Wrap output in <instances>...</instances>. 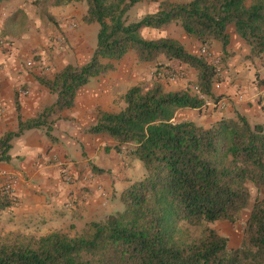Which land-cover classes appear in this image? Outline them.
Instances as JSON below:
<instances>
[{"label": "trees", "instance_id": "obj_1", "mask_svg": "<svg viewBox=\"0 0 264 264\" xmlns=\"http://www.w3.org/2000/svg\"><path fill=\"white\" fill-rule=\"evenodd\" d=\"M141 1H54L57 6L85 3L84 22L99 25L95 50L84 64L69 63L52 78H38L56 100L25 120L17 104L18 130L0 136V160L8 159L12 140L26 130L44 127L51 136L53 123L74 106L78 91L92 77L115 69V62L130 50L139 62H157L164 56L192 67L198 91L191 86L166 90L159 82L148 89L136 85L127 91L122 110L101 112L88 133L115 138L118 151L132 144V154L145 169V176L121 193L123 210L75 234L8 231L0 235V264H264V122L252 123L238 111L209 126L177 121L180 109L202 108L208 99L217 100V66L178 38L142 34L144 28L178 23L188 37L204 45L220 41L227 56L233 27L250 47L251 57H260L264 0H165L156 12L129 21L130 10ZM253 188L258 196L241 244L229 248L227 237L208 224L236 222L250 207ZM9 205L0 193V210Z\"/></svg>", "mask_w": 264, "mask_h": 264}, {"label": "crops", "instance_id": "obj_2", "mask_svg": "<svg viewBox=\"0 0 264 264\" xmlns=\"http://www.w3.org/2000/svg\"><path fill=\"white\" fill-rule=\"evenodd\" d=\"M35 13L25 0L0 3V38L7 41L0 46V100L5 110L0 118V136L18 130L17 104L22 107L25 120L55 102L56 96L38 78H52L67 64L75 63V57L80 60V54L87 61L95 50V28L84 22L85 7L80 2L49 7L50 19L55 23L62 21L61 29L55 26L53 41L45 33L34 34ZM21 16L31 30L27 33L24 25L21 31L17 30L18 36L13 26L21 24ZM145 29L151 28L142 31ZM229 32L228 56L213 87L217 100L208 99L202 108L180 109L175 117L177 121L191 120L209 126L238 111L252 123L264 122V54L251 57L250 47L234 28ZM61 35L66 45L60 50L57 42ZM184 44L189 51L197 53L191 42ZM208 48L216 58L224 55L220 41L212 40ZM28 60H33L35 65L29 67ZM167 66L188 67L164 56L155 63H141L130 50L115 62V69L92 77L78 91L74 106L63 111L53 123L51 136L43 127L15 137L8 159L0 160V167L19 175V201L0 210V231L36 235L54 230L76 233L93 221L122 211L121 193L145 176L143 163L132 154V144H124L118 151L119 142L115 138L88 133V128L96 123L101 112L122 110L126 106L125 95L133 86L148 89L156 81L166 90L194 86L195 73L180 82L154 77L156 69L166 70ZM19 87L28 89L29 93L20 95ZM221 99L227 100L223 107L217 103Z\"/></svg>", "mask_w": 264, "mask_h": 264}, {"label": "rangeland", "instance_id": "obj_3", "mask_svg": "<svg viewBox=\"0 0 264 264\" xmlns=\"http://www.w3.org/2000/svg\"><path fill=\"white\" fill-rule=\"evenodd\" d=\"M54 1L55 0H25V2L28 3V7L29 6L33 7V13L36 12L35 13L36 20L34 22L35 23L34 24V32H36V33H34V34H37L38 32L39 33H45V34H47L49 36V38H51V36L52 37L54 36L53 35L54 31H56L55 26H57V27H59V29H61L60 26H59V23H62V21L61 22L59 21V22L55 23L54 21H52L50 19L51 15L48 13V9H49V7L51 5H54ZM162 1H165V0H143L140 3H137L130 10V12L128 14L129 21H135V20H138L139 18H141L143 15H146L148 13L156 12L159 9L160 2H162ZM169 1H173V2H188L190 0H169ZM250 2H252V0L248 1V3H250ZM80 4H82L85 7V10H86L85 3L80 2ZM20 18H21V24L19 22V24L16 27L13 26V30H14L13 32L16 33L18 36L20 34H19V32L17 30L21 31V29L24 28V25H27V29H26L27 33H29L30 30H31V27L28 26L27 20L24 19L23 16H21ZM37 19H38V21H37ZM92 24L94 25V28H95L94 41H95V44H96L97 43V33H98L99 25L97 23H92ZM92 24H89V25H92ZM32 28H33V26H32ZM232 28L233 27L229 28V30H231ZM88 33H89V36H90L91 30L88 31ZM63 34H65V33H63ZM142 34L146 38L174 37V38L180 39L183 42L184 41L189 42V45H190V42H191L193 48L199 54H201L202 48H203V46H205L199 40H197L195 38L188 37L185 34L183 28L178 23H173V24H171L169 26H166V27H163V28H160V29H155V28L145 29L144 31H142ZM53 38H51L52 40H50V41H53L54 40ZM13 40L16 41V39H14V38H13ZM90 42H91V39H90ZM57 44L61 46V47L58 46V48L60 50L62 49V47H64V45H66L65 42H63V41L61 42V41H59V39H58ZM208 44H207V46H208ZM132 51H134V50H132ZM227 56L220 55V56H218V58H219L218 59L211 52L210 58H208V57L207 58L215 66H217L218 68H221L222 65H224V63H225V59H226ZM83 59H84L83 56L80 54V60H76V57H75V59H74L75 63L74 64H84L87 61H89V60L84 61ZM149 63H155V62H149ZM22 65L26 69L25 63H23V61H22ZM180 65H183V64H180ZM158 66H160V65H158ZM162 66H166V65L164 64ZM158 70L159 69L155 70V75H154L155 78H157V79L161 78V79H165L167 81L170 80L169 74H165L164 76L161 77L160 75H158L156 73V71H158ZM167 70H169V72L175 70L176 74L178 75V81L179 82L180 81H184L188 77L190 78L191 75L194 74V73L196 74V71L190 66H188L185 69H180L177 66L176 67L167 66ZM26 71H27V69H26ZM45 77H47V76H45ZM157 82L158 81L154 82L153 85L155 83H157ZM192 86L193 85L191 84V87ZM50 93L53 94L51 91H50ZM21 109H22V107H20V109H19L20 115L22 116V118H24V115L22 114ZM38 114H39V112H38ZM143 168H144V166H143ZM144 171H145V169H144ZM257 196H258V191H257V189L253 188L251 190L250 207L248 209H246V210L241 212V214H240V216H239V218H238V220L236 222L231 223L229 221L221 220V221H217V222L208 224L210 227L216 229L221 235H224V236L227 237L229 248H236V247L240 246L241 241H242L243 229H244V226H245V222H246L247 218L249 217L250 208H251V206H252V204H253V202H254V200L256 199ZM6 232H3V229H2V231H0V235H3ZM191 232L193 234H197L198 230L191 229ZM69 233L70 234H75L72 231H70Z\"/></svg>", "mask_w": 264, "mask_h": 264}, {"label": "built area", "instance_id": "obj_4", "mask_svg": "<svg viewBox=\"0 0 264 264\" xmlns=\"http://www.w3.org/2000/svg\"><path fill=\"white\" fill-rule=\"evenodd\" d=\"M73 25L75 26L76 24H73ZM58 39H59V41L64 42L62 35L59 36ZM5 43H7V41L4 38H0V46L4 45ZM201 54L210 58L211 52H210V49L208 48L207 45L203 46ZM27 65L29 67H33L35 65V62L33 60H28ZM217 69L219 71L218 67H217ZM156 73L158 75H160L161 77L164 76L165 74H169L170 80L172 82H178V75L176 74L175 70L169 72V70H167V69L166 70L161 69V70L156 71ZM192 88L195 92L198 91L197 87L192 86ZM17 90H18L19 94L23 95V96H26L29 93V90L26 88L19 87ZM201 97H203V95H201ZM226 101L227 100L221 99L217 103L220 107H223L225 105ZM207 102H208V100H207ZM4 113H5V110L3 108V103L0 100V118L3 116ZM20 186H21V181H20V177L17 173L9 172V171L3 169V167H0V193L3 196L7 197V199L10 201L11 205H17L18 204L19 198H18V192L17 191L20 188Z\"/></svg>", "mask_w": 264, "mask_h": 264}]
</instances>
